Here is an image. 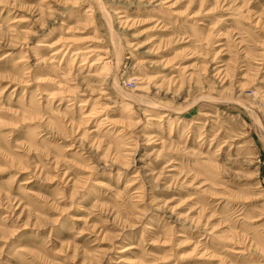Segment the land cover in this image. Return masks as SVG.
<instances>
[{"label":"rangeland","instance_id":"rangeland-1","mask_svg":"<svg viewBox=\"0 0 264 264\" xmlns=\"http://www.w3.org/2000/svg\"><path fill=\"white\" fill-rule=\"evenodd\" d=\"M0 264H264V0H0Z\"/></svg>","mask_w":264,"mask_h":264},{"label":"bare ground","instance_id":"bare-ground-1","mask_svg":"<svg viewBox=\"0 0 264 264\" xmlns=\"http://www.w3.org/2000/svg\"><path fill=\"white\" fill-rule=\"evenodd\" d=\"M119 17H126V14H124V13H122ZM66 51V50H65ZM59 51L58 50H55V51H52V55H57V53H58ZM65 53V52H64ZM76 55H79V54H85L86 53V50H84V49H78L76 52ZM75 58V57H74ZM104 59H107L106 57L104 58ZM83 63H85V62H83ZM92 63V65H96L98 62L96 61H93V62H91ZM138 78V77H137ZM135 79V78H134ZM131 96V95H130ZM133 99V98H132ZM88 115V114H87ZM167 115V113H164V114H162V116H166ZM130 186H133V185H135V183L134 182H131L130 184H129ZM134 248H136V245H134V244H130L129 246H127V247H125L124 248V251H126V250H132V249H134ZM124 258H121V260H123Z\"/></svg>","mask_w":264,"mask_h":264}]
</instances>
